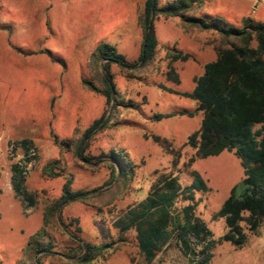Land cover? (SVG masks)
Here are the masks:
<instances>
[{"label":"rangeland","instance_id":"1","mask_svg":"<svg viewBox=\"0 0 264 264\" xmlns=\"http://www.w3.org/2000/svg\"><path fill=\"white\" fill-rule=\"evenodd\" d=\"M171 1L159 0L158 5ZM145 2L0 0V264H32L25 249L30 238L43 230L39 245L53 247L34 255L38 264H80L84 253L75 237L92 245H110L91 264H189L175 240L148 263L136 230L122 231L115 223L170 177H176L182 189L190 186L192 171L202 175L209 191L194 192L192 202L181 195L175 204L179 219L182 209L192 203L214 240L227 232L225 220L214 215L244 179L241 160L230 152L197 158L187 142L200 129L204 114L196 111L194 100L158 87L192 92L195 78L217 59L211 43L216 34L184 32L178 18L158 16L153 61L128 73L117 64H107L119 93L115 107H106L103 96L81 86L83 79L102 88L106 64L97 62L93 53L103 43L114 46L131 65L138 62L143 41L139 16ZM196 15L208 21L220 18L236 27L247 21L264 23V0H206ZM168 49L188 53L191 59L170 63L165 58ZM169 68L175 70L179 84L167 79ZM54 97L59 104L51 110ZM106 110L110 126L94 134L79 154L81 135ZM156 114L176 116L158 121ZM55 136L69 142L68 147H61ZM20 138H29L25 140L32 145L25 149L24 139L16 140ZM114 152L132 162V173L123 170L119 177L117 166L104 156ZM192 157L196 159L190 164ZM55 161V174L46 175L44 167ZM15 164L26 170L24 188L33 198L31 207L14 191ZM69 178L72 191L85 192L88 198L46 218ZM243 226L248 235L245 246L218 242L208 264H264V223L258 234Z\"/></svg>","mask_w":264,"mask_h":264},{"label":"trees","instance_id":"2","mask_svg":"<svg viewBox=\"0 0 264 264\" xmlns=\"http://www.w3.org/2000/svg\"><path fill=\"white\" fill-rule=\"evenodd\" d=\"M158 1L146 0L143 12L139 16L143 41L138 62L131 65L114 46L103 43L93 53L97 62L105 61L106 64L102 88L86 80H83V86L105 97L106 107L110 105L115 107L119 93L107 64H117L128 73L129 69L142 68L153 61L158 47L154 28V21L158 16L178 18L184 32L197 30L216 34L211 43L217 59L205 65L204 74L195 79V88L192 92L181 93L163 84H159L158 87L167 93L196 101V111L204 114L200 129L193 133L187 142L188 146L197 151V158L217 157L224 152H230L241 160L244 179L233 187L228 199L214 215L215 219L225 220L227 232L219 241L214 240L207 224L195 215L192 203L182 209V220L176 213L175 204L181 195L183 200L192 202L194 192L209 191L206 181L197 171L191 172L193 181L184 189L176 177H170L115 223L122 231L136 230L139 249L148 263H151L156 253L171 240H175L183 256L189 260V264H208L212 250L218 242H229L236 248L245 246L248 235L243 223L252 234H258L264 223V23L247 21L243 27H236L224 23L220 18L208 21L196 15L206 0H173L163 7H159ZM165 58L170 63L186 62L191 59V55L168 49ZM127 77L133 78L129 74ZM167 79L179 84L178 75L173 68H169ZM106 112L107 110L81 135L77 146L79 154L94 134L110 126L111 114L108 115ZM179 115L192 117L193 113L181 112ZM173 116L176 115L156 114L154 119L161 121ZM55 141L61 147H68L70 144L67 141H60L57 136ZM156 141L159 142L160 139L156 138ZM21 145L26 149L32 142L24 140ZM104 156L117 166L119 177L122 176L123 170H126L125 174L132 173L134 168L132 162L121 152ZM195 159L192 157L190 164L194 163ZM57 163V161L48 163L43 169L44 173L54 175L52 168ZM12 173L15 193L26 200L30 207L33 206V198L24 188L26 170L15 164ZM72 183L73 179L69 178L64 184L61 198L45 213L46 218L60 207L73 202H83L88 198L85 192L72 191ZM48 224L49 221L46 220V225ZM44 235L45 230L32 236L25 249L26 256L32 264H38L35 254L50 252L53 247L51 243L39 245L37 239ZM75 239L84 253L80 264H91L110 247L109 244L92 245L78 237Z\"/></svg>","mask_w":264,"mask_h":264},{"label":"crops","instance_id":"3","mask_svg":"<svg viewBox=\"0 0 264 264\" xmlns=\"http://www.w3.org/2000/svg\"><path fill=\"white\" fill-rule=\"evenodd\" d=\"M180 27H181V25H180ZM182 29V28H181ZM183 31V30H182ZM157 49H158V47H157ZM179 62V61H178ZM174 63V62H173ZM196 79V78H195ZM195 82V81H194ZM81 86H82V88L83 89H86L84 86H83V79H82V81H81ZM165 92V91H164ZM179 92V91H178ZM181 93H183V92H181ZM163 94V93H162ZM177 96H179V95H177ZM179 97H182V96H179ZM105 98V97H104ZM184 98V97H183ZM51 102H50V108H51V110L54 108V106L55 105H58L59 103H57V99L54 97V98H52L51 100H50ZM196 102V101H195ZM196 107H197V102H196ZM173 117H175V116H173ZM93 124V123H92ZM25 140V139H29V138H20V139H16V140ZM30 140H33V139H30ZM15 141V140H14ZM34 141V140H33Z\"/></svg>","mask_w":264,"mask_h":264}]
</instances>
